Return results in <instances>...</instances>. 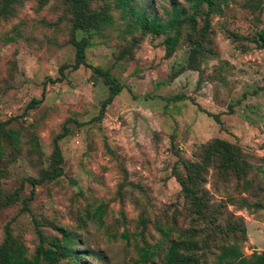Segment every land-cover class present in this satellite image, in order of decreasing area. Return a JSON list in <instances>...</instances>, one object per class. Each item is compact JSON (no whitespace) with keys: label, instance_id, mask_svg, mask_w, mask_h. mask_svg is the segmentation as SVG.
Segmentation results:
<instances>
[{"label":"rangeland","instance_id":"rangeland-1","mask_svg":"<svg viewBox=\"0 0 264 264\" xmlns=\"http://www.w3.org/2000/svg\"><path fill=\"white\" fill-rule=\"evenodd\" d=\"M133 4L162 20L172 6L189 7L187 0ZM219 5L208 16L201 6L195 25L179 29L168 57L165 36L131 27L115 0H90V9L111 15L113 24L77 34L88 41L85 62L122 87L101 118L109 89L91 68H72V17L63 0H23L0 18V122L14 119L7 129L19 133V150L6 148L0 160V245L8 226L31 258L37 230L49 249L60 239L53 227H62L86 253L78 264H140L142 238L159 251L148 264H163L161 230L206 226L196 223L176 176L184 177L185 163L199 162L202 147L219 139L236 145L251 169L245 181L225 182L211 166L203 187L214 209L223 206L219 226L241 218L245 234L211 236L200 264H213L222 244H239L247 257L264 250V209L246 207L264 205V42L258 36L264 33V0ZM196 43L202 54L189 64ZM64 125L63 175L32 192L24 179L48 168L53 139ZM22 182L18 200L3 206ZM124 231L128 242L120 237Z\"/></svg>","mask_w":264,"mask_h":264},{"label":"trees","instance_id":"trees-1","mask_svg":"<svg viewBox=\"0 0 264 264\" xmlns=\"http://www.w3.org/2000/svg\"><path fill=\"white\" fill-rule=\"evenodd\" d=\"M23 0H0V18L10 15L13 4H20ZM45 0H40L43 4ZM188 8L171 7V12L167 13V19L162 20L157 16H150L145 9H139L133 4V0H115V7L120 11L121 19L126 20L133 28L139 29L142 34H149L153 37L165 36L164 44L166 46V56L170 57L179 40V29L183 25L193 27L196 22V15L199 13L201 6H206V15L219 12V0H187ZM68 6L71 14V38L70 44L75 51V63L73 69L79 67H88L91 70L103 77L104 84L108 86L109 95L102 102L99 112V118L103 116L105 108L117 96L122 87L117 81L111 77L107 71L99 68L91 67L85 62V50L88 46L86 38H77V34L81 32L100 31L101 29L111 26L113 19L111 15L106 14L101 10L92 11L90 9V0H63ZM191 12V13H189ZM259 39L264 42V33H259ZM202 54V49L196 43L189 56V64L196 62V56ZM63 68L60 70L62 72ZM193 69V65H189ZM41 99H33L27 106V109H32L41 104ZM14 121L8 119L0 122V160L5 154L6 148H11L18 151L19 133L7 126ZM67 130L65 125L62 127V132L53 139V152L49 158V166L46 169H41L38 178H25L32 187V192L35 187L44 183H50L63 175L62 155L59 147V142L66 137ZM214 167L217 175L222 181H230L231 179L245 181L246 174L251 169L250 164L242 154L241 150L234 144L215 139L211 143L202 147L200 153V161L184 165L185 176H176L181 187V192L184 199L188 203L191 214L194 216L197 224L203 223L206 226L197 229L189 228L183 232L178 229L165 228L161 230L164 241L167 243L163 255V264H200L201 258L206 256L205 251L209 248L210 238L215 234L234 235L238 232L245 234V227L242 219L240 222H235L222 229L219 226L218 220L221 215L223 206L213 208L208 192L203 185L206 182L208 170ZM247 184V179H246ZM23 187V182L20 188L16 189L13 194L5 196L3 206H8L18 200L19 192ZM32 194V193H31ZM31 198V196H30ZM29 198L23 199V208ZM248 206V207H247ZM247 208L264 209V205H246ZM101 215V211H96L95 216ZM141 230L138 236H144L145 227L141 223ZM37 227V226H36ZM60 234V239L51 242V248L44 247L45 237L37 230L39 246L33 257L26 256V251L23 245L13 238L8 226L5 227V238L0 245V264H59L61 260L72 261L78 264L82 256L86 253L77 251L75 248L76 236L62 227H53ZM173 233H177L175 238H171ZM125 241H129L127 231L121 235ZM142 245L138 248V256L140 264H148L155 257L159 256L158 249L151 247L143 238ZM213 264H264V250L259 253H252L249 257L245 256L241 251L239 244L229 243L222 244L219 247L218 254L215 255Z\"/></svg>","mask_w":264,"mask_h":264}]
</instances>
